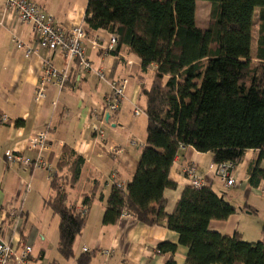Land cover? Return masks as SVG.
Masks as SVG:
<instances>
[{
    "label": "crops",
    "instance_id": "0c3cea01",
    "mask_svg": "<svg viewBox=\"0 0 264 264\" xmlns=\"http://www.w3.org/2000/svg\"><path fill=\"white\" fill-rule=\"evenodd\" d=\"M31 1L66 31L85 26L89 0ZM87 35L85 55L94 72L79 73L76 63L69 64L61 51L40 49L32 25L21 22L18 14L0 0V243L32 246V264H167L171 258L175 264H185L189 249L179 244L176 232L164 226L141 224L129 216H122L116 225L103 223L112 187H127L137 171L148 126L142 90L151 87L156 66L144 71L141 60L126 47L118 51L116 48L112 54L93 49L94 38L101 44L109 43L112 35L106 31ZM28 50L33 51L30 57L25 55ZM46 62L59 70L68 68L69 80L63 90L50 87L46 99L37 101L36 90ZM97 71H103L106 80L99 79ZM125 78L129 84L120 110L116 116L108 117L105 108L109 83ZM136 108L142 112L139 116L134 114ZM93 126L101 127L104 137L95 133ZM41 132L49 139L50 151L42 155L48 169H26L19 163L6 162L9 151L34 159L29 139ZM112 147L122 152H111ZM65 149L85 160L79 182L68 191L67 204L81 211L84 199L91 198L85 227L75 241L74 256L69 259L59 252L60 221L49 205L54 197L51 183L55 174H65L58 172L57 167ZM256 158L257 152L248 151L233 173L235 185L222 184L225 199L237 212L227 220L211 221V231L227 237L238 233L249 243H264V181L250 190L248 183L249 168ZM190 165L196 166L206 186L217 193L213 155L186 148L170 171L176 188L165 192L168 215L175 211L184 191L192 188L184 173ZM163 243L177 245L176 253L159 252Z\"/></svg>",
    "mask_w": 264,
    "mask_h": 264
},
{
    "label": "trees",
    "instance_id": "16d2710c",
    "mask_svg": "<svg viewBox=\"0 0 264 264\" xmlns=\"http://www.w3.org/2000/svg\"><path fill=\"white\" fill-rule=\"evenodd\" d=\"M199 1L212 4L208 29L196 23ZM257 9L258 45L252 57ZM85 27L87 34L116 36L117 51L128 48L144 71L156 66L151 87L142 90L146 144L132 182L112 187L104 225H116L127 214L144 225L164 226L189 249L185 264H264V243L209 229L211 221L237 212L224 194L207 186L187 188L175 211L165 212V192L176 188L169 176L181 146L212 154L215 164L236 166L255 151L249 190L264 181V0H89ZM84 164L81 156L65 149L57 165L65 174L56 173L51 183L49 205L59 217V252L66 259L74 256L91 204L90 197L81 211L67 204ZM158 248L174 255L178 246L163 243ZM167 264L175 262L171 258Z\"/></svg>",
    "mask_w": 264,
    "mask_h": 264
},
{
    "label": "built area",
    "instance_id": "2783aa9c",
    "mask_svg": "<svg viewBox=\"0 0 264 264\" xmlns=\"http://www.w3.org/2000/svg\"><path fill=\"white\" fill-rule=\"evenodd\" d=\"M8 10L15 11L21 22L29 23L33 27L35 40L38 47L49 52L61 51L66 55L69 64L76 63L79 73L94 72L93 66L85 55V42L88 35L84 25L73 27L68 31L64 30L59 22L53 16L49 15L40 5L31 0H4ZM22 47L21 43H17ZM91 45L95 50H101L108 54L116 51L118 38L111 36L108 44H101L97 38L91 40ZM33 51H26V57H30ZM69 69L59 70L53 67L49 62L45 64L44 76L41 78L36 90V100L46 99L50 87H57L63 90L69 80ZM96 75L101 80H106V74L103 71H97ZM128 79H122L119 82L109 83L110 93L106 98L105 112L109 117H114L120 110L122 99L128 88ZM57 103H54L56 105ZM141 110L136 108L134 114L139 116ZM3 121H7L4 117ZM93 131L104 137V132L99 126H93ZM185 151L184 146L180 147ZM29 151L36 155L34 159L24 157L13 151L5 154L7 163H19L26 169H48L49 165L44 162L42 155L50 151L49 139L46 133H38L29 139ZM111 152L120 154L122 151L118 147H112ZM233 162L216 164L214 175L227 187L235 185L233 173L236 169ZM186 178L190 181L193 189L200 190L206 186L204 178L198 173L195 165H190L184 170ZM119 187H123L119 184ZM123 216H128L124 214ZM86 251V250H85ZM160 252V251H159ZM34 258L33 247L22 242H1L0 243V264H32Z\"/></svg>",
    "mask_w": 264,
    "mask_h": 264
},
{
    "label": "rangeland",
    "instance_id": "374dc122",
    "mask_svg": "<svg viewBox=\"0 0 264 264\" xmlns=\"http://www.w3.org/2000/svg\"><path fill=\"white\" fill-rule=\"evenodd\" d=\"M211 5L212 4L210 2H206V1L197 2L196 23H197V26L201 29H208L209 27L210 13H211V8H212ZM259 13H260V10L257 9L255 11V16H254L252 57H255L256 52H257L258 31H259V26H258ZM254 63L257 64V61H254ZM140 135H138V138ZM222 184L223 183L220 180H218V183L216 184V188H217L216 192L218 195L226 194V192L224 191L225 187ZM226 198H228V195H226Z\"/></svg>",
    "mask_w": 264,
    "mask_h": 264
},
{
    "label": "water",
    "instance_id": "95a60500",
    "mask_svg": "<svg viewBox=\"0 0 264 264\" xmlns=\"http://www.w3.org/2000/svg\"><path fill=\"white\" fill-rule=\"evenodd\" d=\"M109 117V116H108Z\"/></svg>",
    "mask_w": 264,
    "mask_h": 264
}]
</instances>
